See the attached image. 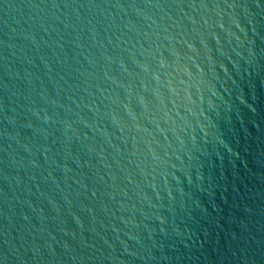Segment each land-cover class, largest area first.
<instances>
[{
    "label": "water",
    "instance_id": "95a60500",
    "mask_svg": "<svg viewBox=\"0 0 264 264\" xmlns=\"http://www.w3.org/2000/svg\"><path fill=\"white\" fill-rule=\"evenodd\" d=\"M0 264H264V0H0Z\"/></svg>",
    "mask_w": 264,
    "mask_h": 264
}]
</instances>
